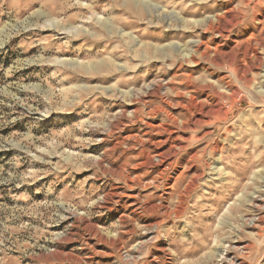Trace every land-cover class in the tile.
<instances>
[{
    "label": "rangeland",
    "instance_id": "rangeland-1",
    "mask_svg": "<svg viewBox=\"0 0 264 264\" xmlns=\"http://www.w3.org/2000/svg\"><path fill=\"white\" fill-rule=\"evenodd\" d=\"M0 264H264V0H0Z\"/></svg>",
    "mask_w": 264,
    "mask_h": 264
}]
</instances>
